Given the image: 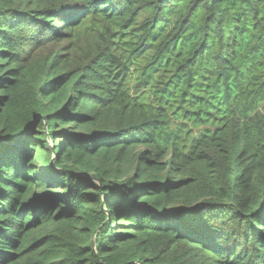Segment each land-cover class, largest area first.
<instances>
[{
  "label": "trees",
  "instance_id": "16d2710c",
  "mask_svg": "<svg viewBox=\"0 0 264 264\" xmlns=\"http://www.w3.org/2000/svg\"><path fill=\"white\" fill-rule=\"evenodd\" d=\"M0 264H264V0H0Z\"/></svg>",
  "mask_w": 264,
  "mask_h": 264
},
{
  "label": "rangeland",
  "instance_id": "374dc122",
  "mask_svg": "<svg viewBox=\"0 0 264 264\" xmlns=\"http://www.w3.org/2000/svg\"><path fill=\"white\" fill-rule=\"evenodd\" d=\"M194 131L197 132V129L195 128ZM142 146H143V145H141V149H143Z\"/></svg>",
  "mask_w": 264,
  "mask_h": 264
}]
</instances>
